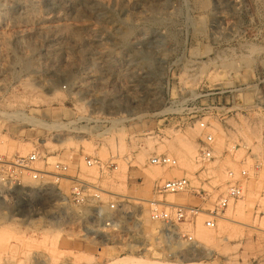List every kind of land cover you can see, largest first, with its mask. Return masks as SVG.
<instances>
[{"label":"rangeland","instance_id":"374dc122","mask_svg":"<svg viewBox=\"0 0 264 264\" xmlns=\"http://www.w3.org/2000/svg\"><path fill=\"white\" fill-rule=\"evenodd\" d=\"M200 120L213 136L204 163ZM33 149L50 172L71 156L117 220L65 200L70 180L24 172L0 185V264L264 260V0H0V155ZM159 153L176 166L152 164ZM130 167L152 187L127 186ZM241 169L243 194L214 228L201 214L167 234L150 218L153 198L212 208ZM181 176L185 191L153 188Z\"/></svg>","mask_w":264,"mask_h":264},{"label":"built area","instance_id":"2783aa9c","mask_svg":"<svg viewBox=\"0 0 264 264\" xmlns=\"http://www.w3.org/2000/svg\"><path fill=\"white\" fill-rule=\"evenodd\" d=\"M199 127L205 131L207 128L206 122L200 120L198 122ZM213 136L211 133L205 131L200 138L199 152L197 159L199 162L204 163L214 157L213 154ZM41 158V155L37 149L31 150L27 154H13L11 156L0 155V185L20 184L18 175L27 172L32 178H39L40 174L50 175L54 177V183H58L62 178L68 179L71 182L68 193L63 194L65 200L70 201L77 205L91 206L89 216L93 218L96 224H102L104 226H112L116 223V213L120 208L118 204L114 202H108L104 204L102 191L99 187L92 183L78 177L77 173L70 175V167H72L71 156L64 158H58L56 162L57 171L50 172L43 169H39L34 166V163ZM85 162L88 166L94 163L100 164L96 159L86 157ZM150 162L155 165L163 166H175L177 160L175 157L167 153L154 154L150 157ZM75 171H77L76 165ZM73 166V167H74ZM103 165H100V169H103ZM237 174L230 170L228 171V184L225 192L218 198L212 208H203L200 204H179L170 203L163 199H148V211L150 218L154 221L161 222L166 230L167 234L178 233L175 228L178 222L191 221L203 214V224L205 227L211 229L215 227V217L218 213L225 209L230 202L239 198L243 194V185L241 178L246 175V170L241 169ZM189 187V179L187 177H173L165 180L157 188V193H178L185 191ZM106 193V191H103ZM204 198L202 197V200ZM188 239H192V236L188 235Z\"/></svg>","mask_w":264,"mask_h":264},{"label":"crops","instance_id":"0c3cea01","mask_svg":"<svg viewBox=\"0 0 264 264\" xmlns=\"http://www.w3.org/2000/svg\"><path fill=\"white\" fill-rule=\"evenodd\" d=\"M28 129L19 127V126H13L11 127V133H13L16 136H26L28 134ZM13 131V132H12ZM70 175L75 174V170L69 171ZM127 186H131L134 189H141L142 191L150 189L153 185V182L149 179L148 175L139 167H130L128 168V176L126 180ZM158 185L153 186V188L156 190ZM255 264H264V260L260 259Z\"/></svg>","mask_w":264,"mask_h":264},{"label":"bare ground","instance_id":"6f19581e","mask_svg":"<svg viewBox=\"0 0 264 264\" xmlns=\"http://www.w3.org/2000/svg\"><path fill=\"white\" fill-rule=\"evenodd\" d=\"M28 83H29V82H28ZM31 86H32V85H31ZM187 147H188V146H187ZM190 147H191V146H190ZM175 166H176V165H175ZM171 167H173V166H171ZM230 203H231V202H230ZM240 204H241V203H240ZM230 205H231V204L228 205L229 208H230ZM228 206H227V207H228ZM237 209H241V207L239 206ZM226 218H228V217H226ZM54 239H56V238H54Z\"/></svg>","mask_w":264,"mask_h":264}]
</instances>
